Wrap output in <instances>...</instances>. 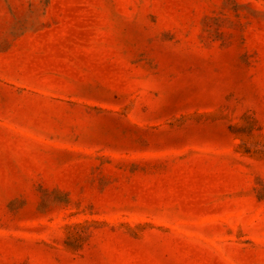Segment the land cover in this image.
Returning <instances> with one entry per match:
<instances>
[{"label":"rangeland","instance_id":"374dc122","mask_svg":"<svg viewBox=\"0 0 264 264\" xmlns=\"http://www.w3.org/2000/svg\"><path fill=\"white\" fill-rule=\"evenodd\" d=\"M0 264H264V0H0Z\"/></svg>","mask_w":264,"mask_h":264}]
</instances>
